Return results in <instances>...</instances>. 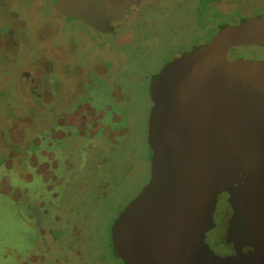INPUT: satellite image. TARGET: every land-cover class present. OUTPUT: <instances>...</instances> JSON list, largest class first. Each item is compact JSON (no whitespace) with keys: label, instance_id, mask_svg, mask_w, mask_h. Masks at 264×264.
Listing matches in <instances>:
<instances>
[{"label":"rangeland","instance_id":"obj_1","mask_svg":"<svg viewBox=\"0 0 264 264\" xmlns=\"http://www.w3.org/2000/svg\"><path fill=\"white\" fill-rule=\"evenodd\" d=\"M60 1L0 0V264H125L113 228L151 178L159 75L264 0H143L111 33Z\"/></svg>","mask_w":264,"mask_h":264},{"label":"water","instance_id":"obj_2","mask_svg":"<svg viewBox=\"0 0 264 264\" xmlns=\"http://www.w3.org/2000/svg\"><path fill=\"white\" fill-rule=\"evenodd\" d=\"M140 6L61 0L57 11L106 33L120 31ZM251 44L264 45V16L226 26L159 75L151 178L113 228L125 264H251L264 255V61L228 58ZM223 192L233 208L226 238L237 256H218L205 240ZM246 246L249 255L240 252Z\"/></svg>","mask_w":264,"mask_h":264},{"label":"flooded vegetation","instance_id":"obj_3","mask_svg":"<svg viewBox=\"0 0 264 264\" xmlns=\"http://www.w3.org/2000/svg\"><path fill=\"white\" fill-rule=\"evenodd\" d=\"M142 1L143 0H141V3ZM120 31H113V32H120ZM229 198L230 196L227 192H223L219 195L216 209H215L216 211L213 216L214 225L206 232V238H205L206 243L208 244L210 249L216 255L221 256V257H224L226 255H231V256L238 255V250L236 248L235 243L233 241L232 242L227 241V238H226L227 232H228L229 221L233 215V208L230 204ZM250 250H251V247L249 246L240 248V252H243L244 254H248ZM244 254H241V255L247 256ZM251 264H264V255H262L261 258H254Z\"/></svg>","mask_w":264,"mask_h":264},{"label":"trees","instance_id":"obj_4","mask_svg":"<svg viewBox=\"0 0 264 264\" xmlns=\"http://www.w3.org/2000/svg\"><path fill=\"white\" fill-rule=\"evenodd\" d=\"M256 16H258V15H256ZM260 16H262V15H260ZM252 17H254V16H252ZM243 18H245V17H243ZM243 18H242V20L240 21V23L243 22V21H245V20H247V18H246V19H243ZM249 18H250V17H249ZM238 24H239V23H238ZM222 29H223V28H222ZM200 46H202V45H199V46H197V47H200ZM197 47H195V48H197ZM195 48H194V49H195ZM114 251H115V249H114ZM115 253H116V251H115ZM117 256H118V255H117Z\"/></svg>","mask_w":264,"mask_h":264}]
</instances>
